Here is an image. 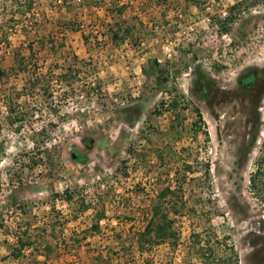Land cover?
I'll return each mask as SVG.
<instances>
[{
	"label": "rangeland",
	"instance_id": "obj_1",
	"mask_svg": "<svg viewBox=\"0 0 264 264\" xmlns=\"http://www.w3.org/2000/svg\"><path fill=\"white\" fill-rule=\"evenodd\" d=\"M0 71V264H264V0H0Z\"/></svg>",
	"mask_w": 264,
	"mask_h": 264
},
{
	"label": "trees",
	"instance_id": "obj_2",
	"mask_svg": "<svg viewBox=\"0 0 264 264\" xmlns=\"http://www.w3.org/2000/svg\"><path fill=\"white\" fill-rule=\"evenodd\" d=\"M227 31V30H226ZM14 66L17 68L18 72L26 73V81H25V89L26 90H33L36 88L39 83L40 78L34 72H30L29 70V62L25 61L24 59H15ZM1 77L8 78L7 74L0 71ZM0 77V79H1ZM253 81V80H252ZM0 99L4 101L5 104L11 105L12 103L8 100L7 96L0 91ZM8 114L12 117L11 124L14 125L16 123L22 122L21 116H16L15 111L11 109V106L8 108ZM15 114V115H14ZM21 114V113H20ZM35 143V142H33ZM256 168L255 170L249 175L248 178V190L249 193L254 197L259 203L264 205V155L259 157L256 161ZM165 190L164 192H167ZM66 194V199L68 201L71 200V197ZM164 195V193H163ZM161 205H155L151 209V214L149 220L144 228V231L138 234V241L145 240L144 238H148L146 242H149L150 245H153L155 242L164 243L168 239L172 237V230L170 228V223L168 224L167 215L163 213L161 210ZM93 229H97L95 226ZM142 241V243H143ZM143 247V246H141ZM233 264H238L237 255L234 254L233 256Z\"/></svg>",
	"mask_w": 264,
	"mask_h": 264
},
{
	"label": "flooded vegetation",
	"instance_id": "obj_3",
	"mask_svg": "<svg viewBox=\"0 0 264 264\" xmlns=\"http://www.w3.org/2000/svg\"><path fill=\"white\" fill-rule=\"evenodd\" d=\"M252 80L253 76L251 74H248L239 80V84L243 87H246L247 85L249 86L251 84Z\"/></svg>",
	"mask_w": 264,
	"mask_h": 264
}]
</instances>
